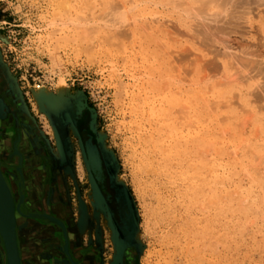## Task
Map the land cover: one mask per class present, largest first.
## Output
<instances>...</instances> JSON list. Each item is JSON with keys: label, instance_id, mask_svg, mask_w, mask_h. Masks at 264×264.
Wrapping results in <instances>:
<instances>
[{"label": "rangeland", "instance_id": "obj_1", "mask_svg": "<svg viewBox=\"0 0 264 264\" xmlns=\"http://www.w3.org/2000/svg\"><path fill=\"white\" fill-rule=\"evenodd\" d=\"M67 1L68 0H0V83H1L0 94L3 91L5 92V94L7 95L8 102H9L8 105L10 106V108L14 106V108L17 110L18 114L20 115L21 120H23L25 123H26V120L31 121L32 128L35 132V135H37L36 140L38 142L36 146L31 143H28L26 140V136H25L26 133L23 131L21 135L22 129L20 125L16 123L17 128H16V133L14 137L12 138L13 140L12 144L13 142H16V140L19 139L18 146L21 152L24 154V160L31 158V156L33 155V147L36 148L35 154L37 155H39L40 153L44 154L45 163L49 166L48 170H50L49 168L52 169L50 171V174L52 177L50 183L52 185L54 184V186L57 185V188H56L57 192L55 193V195L52 193L49 195L50 204L58 205V208L56 210L57 213L55 212L56 214L55 213L53 214L58 217H62L61 214H59L58 212L62 213L64 217L67 218V220L69 221V225L71 226V232L75 234L77 231L78 232L80 231L79 236L81 237L83 241L86 239V235L88 234L90 238L92 239V247L96 245L97 239H99V234L97 233L99 231L97 230L95 232L93 229H89L88 223H90L91 221H96L97 223H99V219L101 216L103 219V222L105 223L104 243H106L108 247H110V241L108 238V229L112 230L113 232L112 237H111L112 242L116 245L118 244L117 247H119L121 254L127 251H130L131 253H133L135 264H264V243H263L264 242V214L261 213V212H264V205H263L264 203H261V202H264L263 200L264 192H262L263 187H264L263 186L264 184V110H263L264 99H261L260 101H258L259 103L257 102L254 103L256 100L252 101L250 99L251 98L250 95H252V98L255 99L256 98L255 92L257 90L256 91L254 90V94H253V91L251 92V89L249 90V88L246 86L245 83L244 84L241 83L242 80L241 82H237V81H240L239 78L238 80L236 79L237 81L235 80L234 76L241 77V74H240L241 71H239L240 68L238 71L236 70L237 71L236 74L232 72V69H231L232 67L227 68L226 72L228 73L230 72L228 74L230 75L229 77L234 75L233 76L234 78L231 77L232 80L231 78H228L230 79L229 81H231V82H228L226 80L227 78L225 79V77H227L226 75L227 73L225 71H222L223 69L221 65V63L226 64L227 58H224L226 56L224 57L220 55H219L220 57L213 56V54L209 52V50L210 51L212 50V52L214 50V55H217L215 51H217L218 49L220 51V54H222V50H223L224 53L222 55H226L227 53L229 54L231 52L233 57L232 56L230 57L229 55H227L230 57V58L228 57V62L229 60L234 62V60L237 58L238 59L240 58L254 59L253 57L254 55L256 56L255 59L258 58L260 56L259 54L264 53V47L263 45H261L262 43L264 44V21H261V22L259 21L261 20L262 16L264 20V14H263L264 8L262 9L263 12L260 10L262 6L258 8L260 11L258 9L257 10L254 9L255 10L254 14L256 15H253L252 13L253 16L252 15H251L252 17L250 16V18H252V21L250 22L251 19H249V22L248 23L246 22L247 25H244L242 23V22H245L244 20H237V21H240L239 24L242 25L240 26L236 24L238 22L234 21L236 22L234 23L232 19H230L231 20L230 22H229V19L227 21V18L225 16L229 15L228 13H231L230 17L234 15V13L231 12L233 10L230 7L231 9L229 10L227 9L229 12L226 11L225 16L221 18L222 20L224 19L223 20L224 22L222 20L218 21L219 22L218 23L219 28H217L218 30L215 28L213 30H210L211 32L209 31L210 33H212L211 34L212 36H211L210 34H202V33L198 35L199 32L197 33V31H202V29L199 30L200 23L199 25H197L200 19L198 18L199 19L198 20L197 18H195L196 16L192 17L193 20L197 19V23L193 24L192 22L193 20L190 17L192 15L194 16V14L191 12L190 14L191 16L187 15L190 11L188 13H185L187 15L185 16L183 14L184 12L180 9L181 7L174 9V7L171 8L172 5L169 3H168L169 5L166 3L165 4L166 7H164L163 4L164 2H166L165 0H147V1L138 0V2H140L141 7L138 5V8L136 7L135 11L134 9H132L131 11L134 13L142 11V7H144L146 3V6H148L149 9L145 6L146 8L144 7L143 10L145 9L144 12L146 13L148 11L150 12L149 14H146V13H145L146 15L144 14L145 17H147V18H144V20H147L150 22V20H152V17L154 18L156 16L158 18L157 20L160 22L159 23L160 25L163 21H165L163 22L164 25L165 23H167L168 26L171 24V27H173L174 29L177 28L179 33L184 32L183 35L185 36H187L188 34L194 35V32H192L193 31L192 29L195 28L194 30L196 31V28H197L196 33L198 36H196V33L194 36L193 35L190 36L194 40V42H192L191 44L195 45L196 50L194 49V46L192 50V47H191L192 45L191 46L189 45L190 42H188V44L186 43V45H185V42H183L184 40L190 41L191 38L190 37L188 38L189 35L187 37L181 36V39H175L173 37V39L176 40L175 42L172 41L173 39L172 37H170L172 40L169 39V41H172L174 44H172V42L171 43L168 42L167 41L168 38H165V37H168V35L174 36L173 28L169 29L168 27L167 30L170 31L173 29L172 30L173 33L172 32H171L172 34L166 33L167 36L163 33L162 35L164 36L162 35L160 36L159 30L162 28H160L159 30L157 28L156 31H158V33L157 32L156 33L158 35L156 38L154 37L153 39H151L150 35L148 37L147 34L145 33H144L145 35L144 34L141 35L143 32H140V31L142 30L141 28L143 27L139 28L138 34H140L142 37H140V35H137V34L136 35L139 36L140 39L142 38L144 40L143 42L144 44L146 43V40L149 41L147 42V44L144 45L142 43L143 40L141 39L142 41L140 42L144 45L143 46L141 44L142 47L146 46L148 49L150 47L152 51L151 53L154 55L155 54L158 55V57L152 58V61H151L150 57L152 56V54L150 53L151 56L150 55L148 56V52L150 51V49L147 51V48L146 47L144 48L146 49L145 51H147V56L149 57L148 58L146 56L147 57L146 58L145 56H142L144 49L141 48V45H139V47L138 45H136L137 43L139 44V41L137 42L134 40L135 43H133V39H132L133 37H135V39L137 38V40H139V38L135 36L134 34H131L130 33L131 31L129 32V29L131 30L130 26L127 27L128 32L127 31L126 32L132 35V36L129 35L132 40L130 39V37L129 38L127 37V39L125 38L126 37L125 34L127 33L124 34L125 37L122 34H119L118 36L122 38L124 37L127 41L129 40L128 43L132 45H129V44L127 45V42L124 38L123 39L121 38V42L122 41L123 43L126 42V44H122V45L119 44L120 41L118 43V40L120 38L115 39L114 37L115 35H112L115 41L112 39V40H109L110 43L106 42L107 41L106 37L108 38L111 35L110 36H105L101 34L92 35L89 32V30L87 33L86 31L82 29L80 30L78 29V33L81 31L79 33L80 34L79 39L82 38L81 40L78 39V36H74L77 33L76 32L77 29L75 30V26L73 25V22L71 21L85 14L86 13L85 11H87L88 13L90 11L93 14H95V16H100V14L102 16L104 13H109V17L111 18L110 13H112L113 10L115 11L116 8L119 7V6L118 7L115 6L116 4L112 5V3L113 4L115 2L120 3V1L114 0L115 2L112 1V3H109L110 0L109 1L104 0V2L109 3V4L106 3L107 4L106 7L109 8L110 10L105 8L106 12L102 11L104 9L103 6H105L104 4L102 5V2H101L103 0H101L100 2H96L92 0L95 4L90 1L95 6L93 7L91 5L93 7L92 10H91L92 7L88 8L87 5H84V6L82 5V4H86L87 0H85V3H84V0H69L68 2ZM160 1L161 2L164 1L162 5H160L161 4ZM124 3L128 5V0L124 1ZM110 4L111 6H114V7L113 8L108 7L110 6ZM66 5L68 6L65 7ZM86 7L87 9L85 10ZM132 7H133V3H132ZM119 8L117 9L118 12L117 11H115V13L113 12L116 15V17L122 11V9H119ZM237 8L233 7V9H237ZM178 10L182 13L180 14ZM237 11H241V9L239 8V10ZM113 13H112V16L114 17L115 15ZM156 13H158L159 15ZM177 14L179 16H182L183 19L186 20V22H184L185 20L183 21V19L180 20L181 17H179ZM238 14L240 13L237 12L236 15ZM256 16L258 17L257 20L260 23L257 22ZM230 17L228 16V18ZM164 19H167V20H164ZM160 20H163V21H160ZM169 20L172 23L169 24ZM178 20L182 21V23ZM96 23H100V21L96 20ZM183 23L185 24V30H184ZM221 23L223 24L226 23V25H224L225 29H223V24L221 25ZM229 23L231 24V26ZM181 24H183V26ZM215 24L217 26V23H212V25L214 26ZM258 24H260L261 26H258ZM177 25H180L183 28L182 27L180 28V26H177ZM233 25L236 28L233 27ZM189 26L191 28L190 33L191 32L192 33L190 34L189 32H187L188 34L186 35L185 34L186 28L187 30H190ZM226 26H228L227 29H226ZM257 27H260L261 29H258ZM220 28L224 32L225 35L221 34L220 32L221 30L219 31ZM122 29L121 31L125 32L126 28L124 27L125 30H122ZM148 29L149 28H146L144 32H147ZM154 29L155 28L149 29V31L151 33L154 31L155 33ZM229 30L230 32L233 31L232 34L230 35L231 37L229 36ZM217 31L220 32L219 33L220 35L218 34ZM243 31H245L246 32L245 34H247L245 35V37L241 36L244 34ZM85 32L86 34H84ZM215 32H217V34L214 35L216 37L212 38L213 33ZM89 33L90 35H88ZM175 35L176 37H178L177 34ZM202 35L203 37L208 35L207 36L208 38L210 35L211 39L209 42H212L213 40L216 39V41L211 44L213 47L215 45V47L217 48H210L211 47L210 46L208 51H207L208 48L204 49L205 50L204 51L202 47L204 48V46H206L208 42L206 41L207 42L206 44L203 41L205 45L202 46V42L201 43L199 42V41H202V38H201ZM221 35L224 37L221 38ZM152 36H155V35H152ZM199 36L201 39L199 38ZM162 37L164 39H167L166 40L167 43ZM182 38H184V40H182ZM198 38L200 39L198 41L201 44L200 46H199V43L198 44L195 43V40H198ZM223 38L225 39L223 40ZM108 39H111V38H108ZM102 40H105L104 42L108 44L106 45V43H104ZM217 40H220V41H217ZM222 40L224 42H226L227 40H230V41L232 40L231 43H233L234 45L229 46V48L231 49V50L229 49L230 52H228V50L226 52L224 48L221 49L222 47L226 45L225 43H222L223 45L225 44L224 46H222V44L220 45ZM230 41L228 42L229 44H230ZM216 42L219 43L218 45H220V47L217 45ZM238 42L240 44H238ZM168 43L171 44V46L169 45L171 48L167 45ZM196 44L197 46L201 48L198 47L197 49ZM232 46L236 47L237 49L236 48L232 49L233 48ZM259 46H262V47L259 48ZM225 48L227 49L228 47H225ZM250 48L254 50V52H256L252 54L253 56H251L252 50ZM134 49H137V51L138 50L142 51V53H139V54H142L141 58L143 57L144 60L143 58L142 59L140 58V55L137 53V51L135 52ZM184 49L187 51H185ZM238 50L240 51L238 52ZM244 50L247 51L246 55H244V53L246 52V51L244 52ZM219 51L217 52L219 53ZM168 52H171V53H169L168 55L167 54ZM194 53L195 54L199 53L198 55H200L199 56L200 60L197 57L198 55L197 54L194 55ZM203 53H207V54L203 55ZM233 53L234 54L238 53V54L234 55ZM239 54L240 55L243 54V55L240 56ZM247 54L248 55L250 54L249 57H247L248 56ZM256 54H258V57ZM144 55L146 54L144 53ZM237 55L239 56L237 57ZM262 56L263 58H261L260 56L261 58V59L259 58L260 60L264 59V54ZM213 57H216L217 60ZM147 59H149V61H147ZM155 59L157 61L153 62ZM169 59L171 60L170 63H169L170 61ZM172 61L173 62L175 61L174 64H171L173 63ZM231 61L229 63H233ZM262 62L264 61L262 60ZM149 65H151L150 68L148 67ZM173 65L174 66L177 65L178 67L177 66L174 67ZM213 66L215 67V69L216 68L218 69L214 71ZM229 66H232V65H229ZM147 68L150 70V72L147 70ZM177 68H179L180 70L178 71ZM220 70L224 72L225 77L221 76L222 72ZM215 72L216 74L217 73L219 74V77H218V74L217 75L215 74ZM201 73L203 76L201 75ZM213 74H215L216 77H214L215 75ZM193 77L196 78V80L200 79V81L199 80L196 81ZM207 77L208 79L209 77H212V78H210L209 79L210 81H209L208 79H205ZM213 77L215 78V81H213L214 80ZM223 77L225 80H220ZM204 79L210 83V86L208 82L204 81ZM60 80L64 82L63 83L64 85L62 89L63 91L62 95L58 97L57 87H58V82ZM193 80H195L197 85L198 84L199 85L197 86L195 82H192ZM202 80L205 83L204 82L202 83ZM146 81H149V82H146ZM173 81L176 82V83L174 82L175 87H176L177 82L178 84H180L178 87L181 90H178V92L177 90L174 92V89H176L177 87L176 88L173 87L174 86V83H172ZM153 82L154 84H156V88L153 87L155 86L153 85L152 89H156L159 91L157 92L155 90L156 91L155 93H157L156 96L153 95L155 94L154 90L152 91L150 89L149 92L147 91L148 88H151L150 86L151 84H153ZM213 82L214 83L216 82V84L218 82L219 84L216 85ZM226 82H228V84H226ZM141 83H143L142 84L143 86L145 85V83H147L146 87L145 86L144 88L141 87L142 86L140 85ZM170 83H172L173 86L169 85ZM182 83L183 85H181ZM192 83H195V84H192ZM220 83H223V84H220ZM252 83L253 82H251V84ZM167 84L169 86H167ZM200 84L204 86L200 87ZM242 84L244 85V87ZM194 85H196L197 88ZM168 87H170V89ZM171 87L173 91L171 90ZM208 87H211L210 90L212 94L211 95L207 94V96L206 95L203 96L204 94L203 91L205 89L207 90ZM223 87H226V89ZM215 88H217L218 90H220V88L221 89L223 88L221 90L224 92L223 95L222 96L218 95V93L214 91ZM42 89L51 97L54 98L55 96H57L59 98L58 100L53 99L55 101L53 103L54 107L52 106L49 108L47 105H43L44 106L43 107L38 103L36 99V92L38 93ZM190 89L191 91H189ZM145 90L147 91V93ZM168 90L169 91L171 90L173 92V96L168 94L169 93ZM151 91H152L153 96L150 95ZM183 91L185 94L183 93ZM198 91L201 93H199ZM232 91L238 93V94L234 93V95L235 94L237 95V98H236L237 102L234 99L236 103L233 104V102H231L230 105H227L228 101L232 100L233 98L232 97L230 99V97L233 95ZM245 91L246 92L249 91V93L247 92L246 94ZM192 92L194 94L195 93L199 95L202 94L203 97L206 96V105L202 104L203 106L202 105L199 106L200 103L204 101L203 100L200 101L199 99L195 98L196 97L195 95H193L192 98L196 103H199V104H196L195 102L192 103L193 100L190 97L193 94ZM208 92L210 93L209 90ZM240 92H243L242 96L245 95V97H247L248 100L252 101L249 104V106L248 105L245 106L244 110H241L243 106L240 107L237 104L239 103V104L245 105L242 102V100L238 98L240 96ZM146 94H147L146 97L148 98H142V97H145ZM166 94H168L169 97ZM186 94H188V97L186 96ZM176 96L182 99H184L185 97H187V99L188 98L189 99L191 98V99L190 100L188 99L189 102L187 103V99H184V101L180 99L181 101H179V99ZM215 96H218V97H216L217 100L216 99L214 100L219 101L220 104L221 102L224 103V100L226 102V105L224 103V104H221L222 107L219 106V109L223 108V110L220 109L223 111L222 113L220 111L219 113L218 109L214 110L215 104L212 105L214 108L211 106L212 104L211 97L215 98ZM227 96H230L228 100H227ZM158 97H161V98H158ZM222 97L223 99H220ZM139 98L142 99L143 102L145 101L146 102L143 104V102L139 101L140 100ZM156 98L159 99L160 101L162 99L161 103ZM173 98L175 100H178L181 103L183 101L184 103L177 105L178 101H175ZM210 98H211L210 106H207V103L209 104L210 102ZM132 99H134V101ZM167 99L169 100V103L166 102L168 101ZM170 100H173V101L171 102ZM174 101L177 103L176 107H175V104H171V103H175ZM137 102L141 103L140 105L143 104L142 106L144 107L138 104L135 105V103ZM55 103L57 106H55ZM146 103H150L151 105L155 103L154 106L155 105L156 106L153 107V105L150 106L148 104V107H149L148 108L146 106L147 105ZM156 103H159L160 106L159 104H156ZM162 103L164 106L162 105ZM167 103L169 104L170 107L167 105ZM192 104H194L195 106L194 105L192 106ZM236 104L238 106H236ZM138 106L139 108L141 107V110H142L141 112L144 111L143 115L147 116L149 113H151L147 117L149 121L150 120L152 121V123L151 121L149 122L148 120H146L147 117L146 118H144L145 116L142 117V114L141 116H138V113L139 114L141 113V112H137V110L140 111V109H138ZM157 106L159 107L158 108L159 111L156 109ZM166 106L167 108H165L166 109L165 110L164 107ZM136 107H137V110L135 112L134 109H136ZM152 108H155V109H152ZM168 108H170V110H168ZM199 108H201L200 109L201 113L199 110H196ZM45 109L47 110L45 111ZM9 111L10 110H8V112ZM153 111L155 113H153ZM192 111L196 114L194 115ZM204 112L205 114L208 112V114L205 115ZM209 112H211L212 114ZM202 113H203V116H202ZM164 114H168V116ZM199 114H201V116ZM213 114L216 115L215 118L214 117L212 118ZM217 114L218 116H220L221 114L222 115L226 114L228 116H231L232 114V117L231 118L227 116L224 117L225 115L223 117L222 116L218 117ZM193 115L194 117L196 116L197 119H195L196 117L194 118ZM199 116H200V120L198 119ZM207 116L210 117V119ZM137 117H139V120L137 119L136 121L135 119ZM161 117H163V119L166 118L167 120L166 119H164L165 121L162 119L160 120L159 118ZM205 117H207V119L209 120H211V118L214 120L212 122L210 121L208 122L203 119ZM140 119L141 120L144 119L143 121L145 122L143 121L141 122ZM134 120L138 124H136ZM159 120L162 122L159 123ZM170 120L172 123L174 122L175 125L170 123ZM195 120H196V123H195ZM202 120H204V122ZM146 121L147 123L148 122L149 123L147 124ZM199 121L200 123L202 121V124L204 125H212L210 126L209 129H207V131H209L211 134H209V132L207 131H204L203 134H205L206 137L209 135L213 136V138L207 137L206 139L205 138L199 139L192 135V134L195 135V132L197 131V127L200 124L198 123ZM140 122L143 123L142 126L141 124H139ZM206 122L207 124H205ZM218 122L220 123L218 124ZM157 123L160 125L159 126L160 128L157 127L158 126ZM167 123H169L170 125L169 124L167 125ZM164 124L167 126L166 129L168 130L165 129ZM193 124H195L196 127L193 126ZM161 125L164 126V129L166 131L163 129ZM134 126L135 127L137 126L136 128L137 131L134 128ZM216 126H217V129L215 130ZM255 126L256 128H258L257 130ZM145 128H148V129H145ZM149 128L151 131H155V132L157 131L155 128L159 130L161 129L163 130V132H165V137L167 136V134L168 136L165 138L163 137L164 133L161 130L160 131L158 130L159 132L155 133V132H151ZM148 130L152 133V135H154V136L151 135L152 139L150 138L151 136L150 137L144 136L150 133ZM142 131L143 133H145L144 135L141 134ZM145 131H147V134ZM167 131H170V132L166 133ZM254 132L256 133V135ZM136 133H138V135L140 134L139 135L140 138ZM187 134H190V137ZM159 135L160 137H158ZM137 136L139 139H136ZM169 136L170 138H168ZM191 136H193L194 140L192 139ZM88 137H91L92 143L98 147L100 155H101V159H102V165L104 166L103 167L104 180L101 184H97V185L105 201V204L107 207V210H106L107 214L103 213L102 211L97 212V209L94 206L90 205L89 198L92 192V184L90 182L89 174H88V171H87L84 159H83V152H82V146H84V141ZM161 137H163L165 141H163ZM226 137L228 140L226 139ZM142 138L144 139L140 140ZM159 138H161L160 141H158ZM214 138L217 140H213ZM156 139H158L157 140L158 143L160 142L162 143L156 144V141H155ZM211 139H212V142L209 141ZM182 140H184V142ZM138 141L141 143H139ZM143 141L147 142L148 144L147 143L145 144V142L142 143ZM150 141L153 147L154 146L157 147L156 145H158V148H155V147L154 149L151 148L152 145ZM180 141L183 142L182 145ZM135 142H136V146L134 145ZM153 142L155 143V145L153 144ZM230 142H233V143L230 144ZM205 143L206 145H204ZM139 144H141V146ZM224 144L225 145L227 144V145L225 146ZM40 145H42V149ZM175 145L177 147H183V150L182 148H180L179 149L180 153H179L178 149L177 150L175 149L176 148ZM149 146H151L150 148L153 149L152 153H150L151 149L149 148ZM162 147L164 148L168 147L167 152L164 148L161 149ZM222 147H224L223 151H222ZM142 148H144V151ZM172 148L174 152L175 151L177 152L175 153L176 155L174 154V152L172 153ZM29 149L31 151H29ZM154 150H156L155 153H153ZM193 150H194V153H193ZM169 151H171V153ZM209 151L211 154L209 153ZM163 152L166 154H164ZM61 153L63 154L61 155ZM135 153H137V155ZM158 153L160 154V157H158L159 156ZM205 153L207 157L204 156ZM149 154H151V156ZM233 154L235 155L233 156ZM251 154H252V157H251ZM167 155H170V157ZM195 155H196V158L194 157ZM10 156L14 157L17 162V158L15 156H12V152ZM62 156H64L63 160H61ZM202 156L207 158V160L206 159L204 160ZM216 156L217 158H215ZM151 157H152V160H149L151 159ZM197 158H198V162H197ZM200 158H201V161L204 160L203 161L204 163L203 162L201 163V161L199 160ZM214 158L219 160L225 165L227 164L226 166L230 167L229 169L227 168L228 173H226L227 175L226 174L224 175L225 177H222L223 175H220L218 177L221 181L220 183L217 182L219 180L218 178H217L218 180L217 179L215 180V177L217 176L216 173H219V172H216L213 169V167H211V165L213 166L214 164V160H215ZM191 159L194 161L192 162ZM261 161L263 164L261 163ZM230 162L232 163V165L234 164V166H232ZM51 165L53 168L51 167ZM31 166L33 167V164H29V166L27 165V168ZM162 166L164 167V169ZM260 166H261V169H260ZM234 167L236 169H234ZM173 169H176V170L174 171ZM231 169L232 171H230ZM257 169L260 171L258 172ZM160 170H161V173H160ZM213 170L215 171V173ZM44 171L46 173L47 168H45ZM173 171L175 172V174ZM192 171H193V174H192ZM248 172H249V175L247 174ZM203 173L205 175H203ZM7 175L9 177L7 178L10 180V173L7 172ZM27 175L29 176L31 175V173L30 174L27 173ZM195 175L198 176L197 180L194 177ZM164 176L166 177L165 179H164ZM247 176H249V178ZM177 177H180V179ZM210 177L213 180L209 179ZM227 177L228 179H225ZM240 177H242L241 179H243V182H241ZM253 177L255 178L256 182H253L254 181ZM3 178L7 184L8 181L6 179V175H4ZM189 178L191 179L189 180ZM207 179H208V182H206ZM185 180L187 181V183H185L186 182ZM194 180H195V183L193 182ZM58 181L59 182L61 181L64 192H61L60 189L58 188V184H57ZM202 181L203 182L205 181V184ZM213 181H215L214 184H213ZM104 182L107 185V189L114 196L115 204L119 207L120 215L123 216V223L126 224L128 228L130 229V237H129L128 242H125L119 239L118 234L115 232L113 211L110 209V206L107 203L106 198L102 192ZM211 183H212L211 186L213 188V193H211L212 192L211 189L209 190V188H211L209 184ZM186 184L188 186H186ZM198 184H201V185H198ZM190 185L192 187H190ZM195 185H198V191H196V193L194 191L196 190L194 189ZM7 186L13 198V194L10 189L9 183L7 184ZM260 186L262 187V189L260 188L261 190L259 189ZM152 187L154 188V190L152 189ZM205 187H209L207 188L208 190H206ZM253 187H255V189ZM220 188H223L221 189L223 193L219 191ZM252 196H254V198ZM241 198L244 201H246L244 202V204ZM251 198H253V200ZM27 199L28 200H27L26 210L29 211L31 204L39 202L40 193L30 194L28 195ZM251 200L252 202H250ZM241 204H243V206ZM256 206H257V209L255 208ZM81 207L86 210V212H84L83 214L84 217H82V213L80 211ZM219 207H221L223 210H219L220 209ZM226 207H228L229 210H226ZM250 207H252L251 209L252 211H250ZM246 208L248 209L244 210ZM244 211L245 213H243ZM24 212L27 215H30V217L28 218L32 220V224L31 223L26 224V226H24V224L20 225L17 220L18 217L15 218V220L17 221L16 226L18 228V231L21 230L18 233V236L22 242L21 244H23V247L26 246V249H24V251H21L22 255H24V264H68L67 259L65 257V254L68 257V251L66 252L63 249L64 236H63V233H60L61 232L60 227L53 224V222H49L43 217L37 215L40 213L35 214V213L26 212V211ZM41 212L51 213L48 210L41 211ZM228 212H231V216L230 214H228ZM233 213H235L234 214L235 217ZM33 214H34V217L31 216ZM81 218H83L82 220H84L83 222H81V224L83 225L79 224ZM219 218L221 219V221ZM198 220L200 221L197 223ZM233 220L235 222H233ZM224 225L227 228H224L225 227ZM22 226L24 228H22ZM212 226L213 227L215 226L216 229L214 230L215 227L213 228ZM205 228L207 230H205ZM194 231L196 234L194 233ZM27 237H29V239ZM26 238L28 240L27 243L25 240ZM100 239H101V235H100ZM26 244H30V247L28 248ZM107 253H109L108 249H107ZM211 255L213 256L211 257ZM197 256L199 258H197ZM201 258L202 260H199Z\"/></svg>", "mask_w": 264, "mask_h": 264}, {"label": "bare ground", "instance_id": "obj_2", "mask_svg": "<svg viewBox=\"0 0 264 264\" xmlns=\"http://www.w3.org/2000/svg\"><path fill=\"white\" fill-rule=\"evenodd\" d=\"M69 1V0H68ZM67 1V2H68ZM93 2V1H96V2H100L101 0H87V3L86 4H82L83 6L84 5H87V7L89 8H91L92 6L93 7H95L94 6V4H92L91 2ZM107 1H109V0H107ZM112 1L113 2H115V1H120V3H112ZM110 0L109 1V3H112V5H115V6H119L118 8L119 9H122V11L120 12V10H119V12H120V14L116 17V15L114 14L115 13V11H117V9L118 8H116V10L114 11L113 9V11H112V13L115 15L114 17L112 16V13H110L111 15V18L109 17V13H102L103 15L101 16V14H100V16H95V14H93L92 12H90L89 11V13L87 12V11H85L86 13L85 14H83L82 16H79V17H75L76 19H74L73 21H71V22H73V25L75 26V30H76V32L78 33V29L80 30V29H82V30H84V31H86L87 33H88V30H89V32L93 35V34H101V35H105V36H110V37H108V38H111V39H108L107 37H106V42H109V40H112L113 39V36L112 35H115L114 37H115V39L116 38H120L119 40H118V43H119V41H120V43L119 44H126V42H127V45L129 44L128 43V41L126 40L127 39V37L129 38L130 36L129 35H131V34H134L135 36H137V35H140V34H138V31H139V28H141V27H143V28H141L140 30V32H143L141 35H143L144 33L145 34H147V36L149 37V35L151 36V39H153L154 37L156 38L157 37V33H158V31H156L157 30V28H158V30L160 29V28H162V29H160L159 30V33H160V36L162 35V33L163 34H165L166 36H167V34H172L173 32H174V36H171V35H168V37H165V38H168V40L167 39H164L163 37V39L165 40V42L167 43V41L168 42H172V41H176L175 39H181V36L182 37H187L189 34L187 33V32H189L190 33V31H191V28H190V26H189V28H190V30H187V28H186V35L187 36H185V35H183L184 34V32L183 33H179L178 32V29L177 28H173V27H171V24L170 23H172V22H170V20H169V26H168V24L167 23H165V25H164V23L163 22H165V21H163V20H160V21H163L162 23H161V25L159 24L160 22L157 20L158 18L155 16L154 18L152 17V15H151V17H152V20H150V22L149 21H147V20H144V18H147V17H145V15L146 14H149V12L150 11H148L147 13L146 12H144V10H143V8L146 6V3H145V6L144 7H142V11H140V12H137V13H134V12H132L131 10L132 9H134V11H135V8L137 7L138 8V5L140 6V2H138V0H128V5L127 4H125L124 3V1H126V0ZM123 1V2H122ZM130 1V2H129ZM140 1V0H139ZM144 1H147V0H144ZM166 2H164V7H166L165 6V4L167 3H169V4H171L172 6H171V8H173L174 7V9L175 8H179V7H181L180 9L184 12L183 14L185 15V16H191L190 14H191V12L194 14V16L192 15L190 18L192 19V17H195V18H199L200 19V21H198V24L197 25H199V23H200V26H199V30L200 29H202V31H197V28H196V31H197V33L199 32V34L198 35H200V33H202V34H212V33H210L211 31L210 30H213V29H217V28H219V26H218V21H221L222 19V17H224L225 16V14H226V11H228L229 9H231L232 8V10L234 11V10H236V11H231L232 13H234V15H232V17H230L231 16V13H228L229 15H227V16H225L226 18H227V21H228V19H229V22L231 21L230 19H232V21L234 22V21H236V22H238V23H236V22H234V23H236L237 25H240L239 23H240V21H237V20H244L245 22H242L244 25H247V23L249 22V19H251L250 20V22L252 21V18H250V16L252 15V13H253V15H256V14H254L255 13V10L254 9H258L259 7H261L260 8V10L263 12V8H264V0H165ZM168 1V2H167ZM66 2V1H65ZM83 2V1H82ZM91 4H90V3ZM102 2V5L104 4L105 6H103V10L102 11H104V12H106L105 11V8L106 9H109V8H107L106 6H107V4H109L108 2H104V0L103 1H101ZM161 2V1H160ZM160 2H158V3H160ZM163 2H161V4L160 5H162V3ZM84 3H85V0H84ZM107 3V4H106ZM130 3V4H129ZM132 3H133V7H132ZM142 3V2H141ZM144 3V2H143ZM149 3V2H148ZM147 3V4H148ZM157 3V4H158ZM89 4H90V6H89ZM99 4H101V3H99ZM120 4V5H119ZM168 4V5H169ZM92 5V6H91ZM98 5V4H97ZM96 5V6H97ZM130 5V6H129ZM159 5V4H158ZM68 5H66L65 7H67ZM65 7H63V8H65ZM87 7L85 8V10L87 9ZM93 7L91 8V10L93 9ZM108 7H114V6H111V4H110V6H108ZM129 7V8H128ZM141 7V6H140ZM139 7V8H140ZM147 8H148V6H146ZM145 7V8H146ZM231 7V8H230ZM233 7L234 8H237V7H239L240 9H241V11H237V10H239V8H237V9H233ZM162 8V7H161ZM68 9H69V7H68ZM115 9V8H114ZM149 9V8H148ZM179 9V10H180ZM185 9V10H184ZM214 9V10H213ZM228 9V10H227ZM110 10V9H109ZM178 10V11H179ZM180 10V11H181ZM186 10H187V12H186ZM259 10V9H258ZM259 10V11H260ZM102 11H100V12H102ZM108 11V10H107ZM129 11V12H128ZM131 11V12H130ZM177 11V12H178ZM179 11V13L181 14L182 12H180ZM190 11V12H189ZM84 12V11H83ZM94 12V11H93ZM110 12V11H109ZM118 12V11H117ZM171 12V11H170ZM176 12V11H175ZM189 12V13H188ZM238 12V13H240V14H238V15H236V13ZM257 12V11H256ZM95 13V12H94ZM131 13H133V14H131ZM146 13V14H145ZM185 13H188L187 15L185 14ZM258 13H260V12H258ZM257 13V14H258ZM129 14H130V16H129ZM145 14V15H144ZM156 14H158V13H156ZM170 14V13H169ZM224 14V15H223ZM264 14V13H263ZM97 15H99V14H97ZM159 15V14H158ZM178 15V14H177ZM183 15V16H184ZM236 15V16H235ZM252 15V16H253ZM260 15V14H259ZM171 16H172V14H171ZM179 16V15H178ZM221 16V17H220ZM228 16L230 17V18H228ZM251 16V17H252ZM258 16V15H257ZM256 16V20H257V18L259 17H257ZM262 16V15H261ZM109 17V18H108ZM113 17V18H112ZM179 17H181V19L180 20H182L183 19V17L182 16H179ZM234 17V18H233ZM156 18V19H155ZM171 18H173V17H171ZM188 18V17H187ZM194 18V19H195ZM254 18H255V16H254ZM253 18V19H254ZM170 19V18H169ZM197 19H195V20H191L192 22H193V24H195V23H197ZM198 19V20H199ZM234 19V20H233ZM260 19V18H259ZM72 20V19H71ZM96 20H99L100 21V23H96ZM130 20V21H129ZM164 20H167V19H164ZM180 20H178V21H180ZM185 19H183V21H184ZM224 20V19H223ZM222 20V21H223ZM248 20V21H247ZM145 21V22H144ZM172 21V20H171ZM260 22L261 21H264L263 20V16H262V18H261V20H259ZM155 22V23H154ZM158 22V23H157ZM166 22H168V21H166ZM174 22V21H173ZM177 22V21H176ZM181 23H182V21H180ZM184 22H186V20L184 21ZM189 22V21H188ZM224 22V21H223ZM247 22V23H246ZM254 22V21H253ZM252 22V23H253ZM257 22H258V20H257ZM260 22H258V23H260ZM152 23H154V24H152ZM212 23H217V26H216V24H215V26L214 25H212ZM232 23V22H231ZM246 23V24H245ZM72 24V23H71ZM157 24V25H156ZM178 24H179V22H178ZM184 24V23H183ZM183 24H181L182 26H183ZM187 24V23H186ZM223 23H221V25H222ZM228 24V23H227ZM230 24V23H229ZM235 24V25H236ZM250 24V23H249ZM123 25V26H122ZM163 25V26H162ZM188 25V24H187ZM192 25V24H191ZM220 25V26H221ZM224 25H226V23L225 24H223V29H225L224 28ZM261 25H262V23H261ZM260 24H258V26H261ZM122 26V27H121ZM131 27V30L129 29V32L131 33H127L128 31H127V27ZM173 26V25H172ZM176 26V25H175ZM177 26H180V25H177ZM182 26H180V28L182 27ZM229 26V25H228ZM228 26H226V29H227V27ZM230 26H231V24H230ZM240 26H242V25H240ZM253 26V25H252ZM124 27L126 28V30L124 29ZM164 27V28H163ZM168 27H169V29L170 28H173L172 30H173V32H172V30H167L168 29ZM198 27V26H197ZM201 27V28H200ZM233 27H235L234 25H233ZM237 27H239V26H237ZM248 27V26H247ZM247 27H246V29H247ZM250 27V26H249ZM74 28V27H73ZM118 28H119V30H118ZM123 28V29H122ZM146 28H149V29H153V28H155L154 30H155V33H154V31L151 33L150 31H149V29L147 30V32H144V30L146 29ZM183 28V27H182ZM236 28V27H235ZM244 28V27H243ZM253 28V27H252ZM258 29H261L260 27H257ZM121 29L122 30H125V32L124 31H121ZM195 28H193L192 30V32H194V35H195V33H196V31L194 30ZM239 29V28H238ZM257 29V30H258ZM73 30V29H72ZM162 30V31H161ZM184 30H185V24H184ZM218 30V29H217ZM221 30V28L219 29V31ZM242 30V29H241ZM248 30H249V28H248ZM127 31V32H126ZM152 31V30H151ZM161 31V32H160ZM164 31H166V32H164ZM175 31H176V33H175ZM210 31V32H209ZM216 31V30H215ZM219 31H217L218 32V34L221 32V34L223 35L224 34V32L221 30L220 32ZM226 31V30H225ZM239 31V30H238ZM237 31V32H238ZM246 31V30H245ZM245 31H243L244 32V34L243 35H241V36H244L245 37V35H247V34H245L246 32ZM81 32V31H80ZM79 32V33H80ZM86 32L84 33V34H86ZM157 32V33H156ZM172 32V33H171ZM191 32V33H192ZM217 32H215V33H213V37L212 38H215L216 36H214V35H216L217 34ZM227 32V31H226ZM233 32V31H232ZM232 32H230V30H229V36L232 34ZM242 32V33H243ZM248 32H250V31H248ZM254 32V31H253ZM256 32V31H255ZM73 34L74 36H78V39H79V36H80V34L78 35V34ZM90 33L88 34V35H90ZM125 33H127V34H125ZM154 33V34H153ZM167 33V34H166ZM190 33V34H191ZM197 33H196V36H198L197 35ZM228 33V32H227ZM227 33H226V35H227ZM119 34H122L123 36H124V34H125V40H126V42L125 43H123V41L121 42V38L122 37H119L118 35ZM137 34V35H136ZM144 34V35H145ZM175 34H177L178 35V37H176V35ZM180 34H182V35H180ZM249 34V33H248ZM117 35V36H116ZM121 35V36H122ZM128 35V36H127ZM140 35V37H142ZM152 35H155V36H152ZM180 35V36H179ZM193 35V34H192ZM192 35H189L188 36V38L190 37V36H192ZM193 35V36H194ZM210 35H209V38L207 37V36H204L203 37V35L201 36V38H202V41H199L201 38H200V36H199V38H198V40H195V43H201L202 42V46L203 45H205V43L207 44V42H208V46L206 45V46H204V48L202 47V49L204 50V49H207V51L209 50V47L210 48H217V47H215V45H214V47L212 46V44L211 43H214L215 41H216V39L215 40H213L212 42H209L210 41V39H211V37H210ZM220 35V34H219ZM221 35V38L222 37H224V36H222ZM225 35V34H224ZM84 36V35H83ZM104 36V37H105ZM132 36V35H131ZM162 36H164V35H162ZM212 36V35H211ZM86 37V36H85ZM138 38H139V36H137ZM146 37V36H145ZM170 37H172V39H173V37L175 38V39H171ZM206 37V38H205ZM219 37V36H218ZM231 37V36H230ZM229 37V38H230ZM248 37V36H247ZM250 37V36H249ZM84 38V37H83ZM99 38V37H98ZM122 38V39H123ZM147 38V37H146ZM146 38H144V39H146ZM191 38V37H190ZM209 40H208V39ZM260 38V37H259ZM82 39V38H81ZM81 39H79V40H81ZM93 39V38H92ZM105 39V38H104ZM130 39H131V37H130ZM133 39V43H135V41H139V44L137 43L136 45H138V47H139V45H141L143 42H144V40L142 41L140 38H139V40H137V38L135 39V37H133L132 38ZM131 39V40H132ZM148 39V38H147ZM150 39V38H149ZM169 39L170 40H172V41H169ZM225 38H223V40H224ZM114 40V39H113ZM124 40V41H125ZM135 40V41H134ZM167 40V41H166ZM182 40H184V38H182ZM193 39L191 38L190 39V41H187V40H184L183 42H185V45H186V43L188 44V42H190V46L192 45L191 43L192 42H194V40L192 41ZM222 40V42L220 43V45L222 44V43H225L224 45L222 44V46H224V47H222L221 49H225V51L227 52V50H228V52H230V48H229V46L230 45H234L233 43H231V41L230 40H225L227 43L230 41V44L228 45L226 42H224ZM103 42L105 41V40H102ZM115 41V40H114ZM140 41H142V43L140 42ZM187 41V42H186ZM199 41V42H198ZM205 43H204V42ZM207 41V42H206ZM217 41H220V40H217ZM261 41V40H260ZM263 41V40H262ZM106 42H104V43H106ZM147 42H149V41H147L146 40V43L145 44H147ZM151 42V41H150ZM158 42V41H157ZM110 43V42H109ZM182 43V42H181ZM199 43V46L201 45ZM217 43V42H216ZM237 43V42H236ZM108 43H106V45H107ZM144 44V43H143ZM142 44V45H143ZM144 44V45H145ZM150 44V43H149ZM148 44V45H149ZM160 44V43H159ZM172 44H174L173 42H172ZM175 44H177V43H175ZM197 44H196V46H197ZM211 44V45H210ZM219 43H217V45H218ZM238 44H240L239 42H238ZM110 45V44H109ZM129 45H132V44H129ZM134 45V44H133ZM142 45H141V48L142 49H144L145 47H142ZM143 45V46H144ZM147 45V46H148ZM161 45V44H160ZM168 46L170 45L171 46V44H167ZM216 45V46H217ZM220 45H218L219 47H220ZM261 45H263V47H264V44L262 43ZM126 46V45H125ZM150 46V45H149ZM164 46H165V44H164ZM164 46H162V47H164ZM169 46V47H170ZM174 46V45H173ZM189 46V47H190ZM193 46H194V49L196 50V48H195V45L193 44L191 47H192V50H193ZM199 46H197V49H198V47ZM132 47V46H131ZM137 47V46H136ZM161 47V46H160ZM190 47V48H191ZM206 47V48H205ZM225 47H228L227 49L225 48ZM233 48L232 49H234V48H236V47H234V46H232ZM239 47V46H238ZM260 47H262V46H259V48ZM133 48H134V46H133ZM140 48V49H141ZM147 48V47H146ZM157 48V47H156ZM159 48V47H158ZM171 48V47H170ZM169 48V49H170ZM199 48H201V47H199ZM141 49V50H142ZM149 49H150V47H149ZM148 48H147V51L149 50ZM168 49V50H169ZM230 49V50H229ZM237 49V48H236ZM248 49V48H247ZM246 49V50H247ZM251 49V48H250ZM255 49V48H254ZM257 49V48H256ZM135 50V52L137 51V49H134ZM133 50V51H134ZM146 49H144L143 51V55L142 54H139V53H142V51H137V53L140 55V58H141V55L142 56H147V51H145ZM160 50V49H159ZM185 50V49H184ZM246 50H244V52L246 51ZM252 50V49H251ZM185 51H187V50H185ZM202 51V50H201ZM205 51V50H204ZM206 51V52H207ZM217 51H219V49L217 50ZM217 51H215L216 52V54L217 55H214V50H213V52H212V50L210 51L209 50V52L210 53H212L213 54V56H218V57H220V56H226V57H224V58H227L226 59V64L228 65H226V64H223V63H221V65H222V71H225L226 72V70H227V68L228 67H232L231 69H232V72L233 73H235L236 74V72L239 70V68H240V70L239 71H241V77H236V76H234V75H232L231 77H235V80L237 79L238 80V78H239V80L240 81H237V82H241V80H242V82L241 83H245L246 84V86L249 88V90L251 89V92L253 91V94H254V90L256 91L255 92V99L254 98H252V95H250V99L252 100V101H255L254 103H259L258 101H260L261 99H264V62H262V60L264 61V59H262V60H260L261 58H263V54H259L260 56H261V58H260V56L258 57V54H256L257 55V57L258 58H256L255 59V55L253 56L252 54H254V53H256V52H254V50H252V53H251V56H253L254 57V59H248V58H240V59H235L234 60V62L233 61H231V60H229V62L231 61V62H233V63H229L228 62V57L230 56H232V53L230 54H226V55H222L224 52H223V50H222V54H220V51H219V53L217 52ZM232 51H234V50H232ZM236 51V50H235ZM240 50H238V52H239ZM243 51V50H242ZM248 51V50H247ZM247 51L244 53V55H246V53H247ZM152 51H151V49H150V51L148 52V56L150 55V53H151ZM192 52V51H191ZM237 52V51H236ZM260 52V51H259ZM136 53V54H137ZM144 53L146 54V55H144ZM169 53H171V52H168L167 54L169 55ZM182 53V52H181ZM186 53V52H185ZM208 53V52H207ZM207 53H203V55L204 54H207ZM243 53V52H242ZM258 53V52H257ZM135 54V53H134ZM137 54V55H138ZM152 54V53H151ZM197 55L199 54V53H196ZM195 53H194V55H196ZM234 54V53H233ZM235 54H238V53H235ZM234 54V55H235ZM130 55V54H129ZM164 55V54H163ZM162 55V56H163ZM183 55V54H182ZM220 55V56H219ZM227 55H229V56H227ZM240 55V54H239ZM239 55H237V57L239 56ZM241 55H243V54H241ZM240 55V56H241ZM248 55V54H247ZM250 55V54H249ZM249 55L247 56V57H249ZM147 56V57H148ZM151 56V55H150ZM154 56V57H153ZM199 56L200 55H198L197 57H198V59L200 60V58H199ZM136 57V56H135ZM139 57V56H138ZM146 57V58H147ZM155 57H158V55H154V54H152V56L150 57L151 59V61H152V58H155ZM179 57V56H178ZM208 57V56H207ZM222 57V58H223ZM229 57V58H230ZM233 57V56H232ZM252 57V58H253ZM143 58V57H142ZM141 58V59H142ZM149 58V57H148ZM162 58V57H161ZM213 58H215L216 60H217V58L216 57H213ZM260 58V59H259ZM157 59V58H156ZM154 60L153 62H155V61H157V60ZM143 60H144V58H143ZM168 60V59H167ZM170 60V59H169ZM147 61H149V59H147ZM146 61V62H147ZM151 61H150V63H151ZM178 61V60H177ZM176 61V62H177ZM191 61V60H190ZM153 62H152V64H153ZM168 62V61H167ZM171 62V60L169 61V63ZM173 62V61H172ZM175 62V61H174ZM174 62L173 63H171V64H174ZM199 62V61H198ZM178 63V62H177ZM189 63H191V62H189ZM188 63V64H189ZM193 63V62H192ZM207 63V62H206ZM161 64V63H160ZM179 64H180V62H179ZM178 64V65H179ZM168 65V64H167ZM218 65V64H217ZM220 65V66H221ZM229 65H232V66H229ZM154 66V65H153ZM158 66H159V64H158ZM174 66V65H173ZM177 65H175L174 67H176ZM203 66V65H202ZM202 66H200V67H202ZM211 66V65H210ZM233 66H234V68H233ZM149 68L151 67V65H149L148 66ZM178 67V66H177ZM191 67V66H190ZM205 67V66H204ZM214 67V66H213ZM219 67V66H218ZM220 68V67H219ZM229 68V69H230ZM152 69V68H151ZM162 69V68H161ZM192 69V68H191ZM212 69V68H211ZM216 69H218V68H216ZM216 69H215V67H214V71H216ZM235 69V70H234ZM147 70L150 72V70L147 68ZM157 70V69H156ZM164 70H166V69H164ZM175 70V69H174ZM177 70L179 71L180 69L179 68H177ZM220 70V71H221ZM237 70V71H236ZM176 71V70H175ZM221 71V72H222ZM255 71V72H254ZM146 72V71H145ZM159 72V71H158ZM165 72V71H164ZM209 72V71H208ZM231 72V73H232ZM252 72H254V73H252ZM173 73H174V71H173ZM179 73V72H178ZM177 73V74H178ZM204 73V72H203ZM227 74V77H225L224 76V72H222L221 74V76H224L225 77V79L228 81V82H231V81H229L230 79H228V78H231V77H229L230 75H228L229 73L228 72H226ZM215 74H216V72H215ZM215 74H213V75H215ZM218 74V73H217ZM216 74V75H217ZM238 74V73H237ZM239 74V75H240ZM152 75H154V74H152ZM182 75V74H181ZM180 75V76H181ZM194 75V74H193ZM201 75H202V73H201ZM205 75V74H204ZM216 75L214 76V77H216ZM149 76V75H148ZM151 76V75H150ZM179 76V77H180ZM203 76V75H202ZM153 77V76H152ZM178 77V76H177ZM213 77V81H215V78ZM218 77H219V74H218ZM224 77L222 78V79H220V78H218V79H220V80H225L224 79ZM233 77V78H234ZM139 78V77H138ZM147 78V77H146ZM145 78V79H146ZM194 78V77H193ZM203 78V77H202ZM210 78H212V77H209V79ZM148 79V78H147ZM150 79V78H149ZM153 79V78H152ZM170 79V78H169ZM176 79V78H175ZM178 79V78H177ZM195 80H196V78H194ZM205 79H208V77L207 78H205ZM204 79V81L205 82H208V81H206ZM208 79V80H209ZM217 79V80H218ZM151 80V79H150ZM189 80H190V78H189ZM195 80H193L192 82H195ZM199 81H200V79H198ZM198 80H196V81H198ZM231 80H232V78H231ZM176 81V80H175ZM175 81H173L172 83H174ZM188 81V80H187ZM203 80H202V83L204 82ZM210 81V80H209ZM235 81V82H236ZM259 81V82H258ZM146 82H149V81H146ZM171 82V81H170ZM204 82V83H205ZM225 82V81H224ZM223 82V83H224ZM228 82H226V84H228ZM251 82H253L252 84H251ZM64 82L62 81V80H60L59 82H58V87H57V91H58V97L59 96H61L62 95V89H63V84ZM172 83H170L169 85H172L173 86V84ZM176 83V82H175ZM175 83H174V88H176V89H174V92L177 90V92H178V90H181L178 86L180 85V84H178V82H177V84H176V87H175ZM179 83H180V81H179ZM187 83V82H186ZM196 83V82H195ZM195 83H192V84H195ZM200 83V82H199ZM214 83V82H213ZM223 83H220V84H223ZM143 83H141L140 85H142ZM146 84L147 83H145V87H146ZM164 84H166V83H164ZM208 84H209V86H210V83L208 82ZM207 84V85H208ZM214 84H216V82L214 83ZM219 83L217 82V84L216 85H218ZM242 84V85H243ZM153 85H155V86H153ZM163 85V84H162ZM168 84H167V86H169ZM181 85H183V83L181 84ZM196 85H197V83H196ZM194 85L196 88H197V86L199 85ZM215 85V86H216ZM241 85V86H242ZM127 86V85H126ZM144 86L142 85L141 87H143L144 88ZM148 86H150V85H148ZM152 86L153 87H155L156 88V84H154V82H153V84H151V88H145V89H147V91L149 92L150 91V89L153 91L154 90V93L157 91V92H159L158 90H156V89H152ZM204 85H202V84H200V87H203ZM221 86V85H220ZM192 87H193V85H192ZM194 87V88H195ZM207 87V86H206ZM235 87V86H234ZM243 87H244V85H243ZM242 87V88H243ZM252 87H253V89H252ZM255 87V88H254ZM136 88V87H135ZM169 89H170V87H168ZM223 88H225L226 89V87H223ZM222 88V89H223ZM160 89H162V88H160ZM211 87H208L207 88V90L205 89L203 92H204V94H203V96L204 95H206L207 96V94H212L211 93ZM214 89V88H213ZM221 88H220V90H218L217 88H215V90L214 91H216L217 93H218V95H223V91H221L222 90ZM238 89V88H237ZM245 89V88H244ZM143 90V89H142ZM156 90V91H155ZM171 90H172V87H171ZM169 91V93L168 94H170V95H172L173 96V90L172 91ZM208 90L210 91V93L208 92ZM218 90V91H217ZM146 91V90H145ZM144 91V92H145ZM147 91H146V93H147ZM152 91H151V94L150 95H152ZM163 91V90H162ZM189 91H191V89L189 90ZM220 91V92H219ZM244 91V90H243ZM130 92V91H129ZM199 92V91H198ZM206 92V93H205ZM248 93H249V91H247ZM247 92L245 91V93L247 94ZM183 93H184V91H183ZM193 93V92H192ZM191 93V94H192ZM199 93H201V92H199ZM217 93H215V94H217ZM234 93H236V94H238L237 92H234V91H232V96L230 97V96H227V100H228V98L230 97V99L232 98V100H230V101H228V103H227V105H230V103L231 102H233V104L234 103H236L237 102V95L235 96L234 95ZM242 93L243 92H240V96L238 97V98H240L241 100H242V102L245 104V105H242V104H239V103H237L240 107L241 106H243L242 108H241V110H244V108H245V106L246 105H248L249 106V104L252 102V101H250V100H248L247 99V97H245V95H243L242 96ZM156 94L157 93H155V94H153V95H155L156 96ZM168 94H166L167 96H168ZM185 94V93H184ZM190 94V95H191ZM140 95V94H139ZM148 95H149V93H148ZM152 95V96H153ZM158 95H159V93H158ZM189 95V96H190ZM193 95H195L196 97L195 98H197V99H199L200 101L201 100H203L204 102H202V103H200V105L199 106H201L202 104L203 105H206V96L205 97H203L202 96V94H197V93H193L190 97L192 98V96ZM55 96V95H54ZM147 96V94L145 95V97H142V98H148V97H146ZM178 96V95H177ZM176 96V97H177ZM182 96H183V94H182ZM186 96L188 97V94H186ZM209 96V95H208ZM213 96H214V94H213ZM221 96H219V97H221ZM226 96V95H225ZM235 96V97H234ZM249 96V95H248ZM57 96H55L54 98L53 97H51L50 95H48L43 89L41 90V91H39L38 93L36 92V99H37V101H38V103L41 105V106H43V105H47L49 108L50 107H52L53 106V103L55 102L54 100H58L59 98H58ZM169 97V96H168ZM175 97V98H176ZM180 97H181V95H180ZM185 97V96H184ZM183 97V98H184ZM187 97H185L184 99H187ZM216 97H218V96H215V98H213V97H211L212 98V104H211V106L212 105H214V110H216V109H218V112L220 111L221 113L223 112L222 110H223V108H220V109H222V110H220L219 109V106L220 107H222V105L221 104H224L225 103V105H226V102H225V100H224V103H222L221 102V104H220V102L219 101H216L217 99H216ZM253 97H254V95H253ZM137 98V97H136ZM150 98V97H149ZM158 98H161V97H158ZM178 99H179V101H181L180 99H182V98H179V97H177ZM176 98V99H177ZM190 98V99H191ZM205 98V99H204ZM211 98H210V102H209V100H208V102H209V104L207 103V106H210V103H211ZM54 99V100H53ZM64 99V98H63ZM140 99V98H139ZM157 99V98H156ZM171 99H172V97H171ZM174 99V98H173ZM184 99H182L183 101H184ZM189 99V98H188ZM187 99V103L189 102V100ZM209 99V98H208ZM214 99H216V100H214ZM220 99H223V97L222 98H220ZM234 99L236 100V102L234 101ZM254 99V100H253ZM257 99H259V100H257ZM133 101H134V99H132ZM138 100V99H137ZM136 100V101H137ZM147 100V99H146ZM153 100V99H152ZM155 100V99H154ZM157 100H159V99H157ZM168 100V99H167ZM175 100V99H174ZM192 100H193V98H192ZM196 100V99H195ZM213 100H214V102H213ZM219 100V99H218ZM139 101H141V102H143L142 101V99H140ZM151 101V100H150ZM161 101H162V99H161ZM161 101L159 100V102L161 103ZM164 101H165V99H164ZM164 101H163V103H164ZM171 102L173 101V100H170ZM175 101H178V100H175ZM174 101V102H175ZM178 101V104L175 102V103H171V104H175V107L177 106V105H180V104H183L184 102L182 101V103L181 102H179ZM59 102V101H58ZM146 102V101H145ZM145 102H143V104L145 103ZM148 102V101H147ZM157 102V101H156ZM166 102H168L169 103V100L168 101H166ZM186 102V101H185ZM193 102H195L194 100L192 101V103ZM152 103V102H151ZM163 103H162V105H163ZM167 103V105L169 106V104ZM196 103V102H195ZM194 103V104H195ZM218 103H219V105H218ZM9 104V102H8V99H7V95L5 94V92L3 91L1 94H0V129L2 128V126H3V122L5 123V119H6V114H7V112H8V110H11L12 108H10V106L8 105ZM140 105L141 103H139V102H137V103H135V105ZM142 104V105H143ZM147 104V105H146ZM145 105L148 107V104L150 105V106H152L153 105V107H155L154 106V104L155 103H153L152 105L150 104V103H146ZM156 104H159V103H156ZM166 104V103H165ZM170 104V105H171ZM177 104V105H176ZM186 104V103H185ZM190 104V103H189ZM194 104H192V106L194 105ZM196 104H199V103H196ZM232 104V105H233ZM236 104V106H238ZM142 105H140V106H142ZM161 105V106H162ZM191 105V104H190ZM202 105V106H203ZM231 105V106H232ZM8 106V107H7ZM55 106H57L56 105V103H55ZM159 106H160V104H159ZM164 106V105H163ZM172 106V105H171ZM195 106V105H194ZM260 106H262V105H260ZM44 107V106H43ZM54 107V106H53ZM142 107H144V106H142ZM147 107H146V109H147ZM170 107V106H169ZM135 108V107H134ZM149 108V107H148ZM158 106L156 107V109L158 110ZM162 108V107H161ZM165 108H167V106L166 107H164V109ZM171 108H173V107H171ZM198 108V107H197ZM138 109H140V111H138L137 110V107H136V109H134V111L136 112V110H137V112H141L142 110H141V107L139 108V106H138ZM152 109H155V108H152ZM200 109L201 108H199V109H196V110H199L200 111ZM204 109H206V108H204ZM47 109H45V111H46ZM143 110H145V109H143ZM166 110V109H165ZM168 110H170V108H168ZM172 110V109H171ZM209 110V109H208ZM214 110H213V112H214ZM246 110V109H245ZM262 110V109H261ZM263 110H264V106H263ZM133 111V112H134ZM155 111V110H154ZM153 111V113H155ZM159 111V110H158ZM194 111V110H193ZM192 111V112H193ZM210 111V110H209ZM144 112V111H143ZM143 112H141L140 114L138 113V116H141V114H142V117L143 116H145L144 118H146L147 116H149L151 113H147L148 115L146 116V115H143ZM146 112V111H145ZM148 112V111H147ZM150 112V111H149ZM164 112V111H163ZM186 112V111H185ZM196 112V111H195ZM205 112H206V110H205ZM205 112H204V114H205ZM219 112V113H220ZM161 113V112H160ZM183 113H184V111H183ZM194 113V112H193ZM200 113H201V111H200ZM209 113H211V112H209ZM196 113H194V115H195ZM206 114H208V112L206 113ZM205 114V115H206ZM212 114V113H211ZM246 114V113H245ZM164 115H167L168 116V114H164ZM183 115V114H182ZM194 115H193V117H194ZM200 116H201V114H199ZM225 115V116H224ZM224 115H220V116H224V117H229V118H231L232 117V114H231V116H228V115H226V114H224ZM166 116V117H167ZM170 116V115H169ZM191 116V115H190ZM200 116H199V120H200ZM202 116H203V113H202ZM215 114H213V116H212V118L214 117L215 118ZM217 116H218V114H217ZM220 116H218V117H220ZM241 116V115H240ZM246 116V115H245ZM152 117H154V116H152ZM171 117H173V116H171ZM196 117V116H195ZM194 117V118H195ZM208 117V116H207ZM207 117H205V118H203L205 121H210V122H212L214 119H212L211 118V120H209L210 119V117H208L209 119H207ZM133 118V117H132ZM189 118V117H188ZM229 118H227V119H229ZM243 118H244V116H243ZM137 119L139 120V117H137L135 120L137 121ZM150 119V118H149ZM154 119V118H153ZM156 119V118H155ZM160 120L162 119V120H164V119H166V118H164L163 119V117H161V118H159ZM195 119H197V117L195 118ZM218 119V118H217ZM249 119V118H248ZM135 120H134V122H135ZM141 120V119H140ZM144 120V119H143ZM143 120H141V122L143 121ZM146 120H148V117L146 118ZM159 120V123L160 122H162V121H160ZM167 120V119H166ZM190 120V119H189ZM193 120V119H192ZM204 120H202L203 122H204ZM149 121V120H148ZM151 121V120H150ZM149 121V122H150ZM157 121H158V119H157ZM165 121V120H164ZM180 121H181V119H180ZM183 121V120H182ZM202 121H201V123H200V121L198 122V123H200L199 125H198V127H197V131L195 132V135L194 134H192L194 137H196V138H209V137H211V138H213V136H205V134H203L204 133V131H207V129H209L210 128V126H212V125H204V124H202ZM218 121V120H217ZM241 121V120H240ZM139 123V124H141V126H142V124L143 123ZM143 122H145V121H143ZM148 122V123H149ZM222 122V121H221ZM136 123V122H135ZM146 123H147V121H146ZM147 123V124H148ZM151 123H152V121H151ZM150 123V124H151ZM154 123H156V122H154ZM170 123H172L171 122V120H170ZM184 123H185V121H184ZM195 123H196V120H195ZM220 122H218V124H219ZM7 124V123H6ZM136 124H138V123H136ZM135 124V125H136ZM149 124V125H150ZM158 124V123H157ZM169 123H167V125H168ZM172 124H174V122L172 123ZM172 124H171V126H172ZM205 124H207V122L205 123ZM209 124H211V123H209ZM214 124V123H213ZM253 124V123H252ZM156 125V124H155ZM165 125V124H164ZM170 125V124H169ZM175 125V124H174ZM197 125V124H196ZM242 125V124H241ZM245 125V124H244ZM144 126V125H143ZM147 126V125H146ZM160 125L158 124V128H160L159 127ZM162 126V125H161ZM187 126V125H186ZM193 126H195V124H193ZM138 127H139V125H138ZM153 127H154V125H153ZM163 127V129H164V126H162ZM166 125H165V129H166ZM196 127V126H195ZM238 127V126H237ZM134 128L136 129L137 128V126L135 127L134 126ZM141 128H143V127H141ZM190 128H191V126H190ZM211 128H213V127H211ZM226 128V127H225ZM239 128H241V127H239ZM243 128V127H242ZM255 128H256V126H255ZM139 129H140V127H139ZM145 129H148V128H145ZM152 129V128H151ZM157 131L156 132H159L160 130L159 129H157V128H155ZM164 129V130H165ZM169 129H170V127H169ZM217 129V126H216V128H215V130ZM258 128H256V130H257ZM149 130H150V128H149ZM148 130V131H149ZM159 130V131H158ZM166 130H168V129H166ZM165 130V131H166ZM223 130V129H222ZM252 130V129H251ZM250 130V131H251ZM136 131H137V129H136ZM141 131V130H140ZM151 131V130H150ZM149 131V132H150ZM162 132H163V130H161ZM195 131V130H194ZM229 131V130H228ZM255 131V130H254ZM146 132V134H147V131H145ZM151 132H155V131H151ZM149 133V134H147V135H144L145 133H143V131L141 132V134H143L144 136H148V137H150L151 135H152V133ZM155 132V133H156ZM162 132H160V133H162ZM168 132H170V131H167L166 133H168ZM178 132V131H177ZM192 132V131H191ZM207 132H209V131H207ZM233 132V131H232ZM238 132V131H237ZM3 133V132H2ZM164 134H163V137H165V132H163ZM190 133V132H189ZM218 133V132H217ZM224 133V132H223ZM252 133V132H251ZM255 133V132H254ZM137 135H138V133H136ZM209 134H211L210 132H209ZM253 134V133H252ZM132 135V134H131ZM140 135V134H139ZM138 135V136H139ZM171 135H173V134H171ZM185 135V134H184ZM189 137H190V134H187ZM204 135V136H203ZM217 135V134H216ZM223 135V134H222ZM254 135V134H253ZM255 135H256V133H255ZM138 136H137V138L136 139H139L140 138V136H139V138H138ZM142 136V135H141ZM152 136H154V135H152ZM152 136L150 137L151 139H152ZM167 136H168V134H167ZM166 136V137H167ZM183 136V135H182ZM193 136H191L192 137V139L194 140V138H193ZM221 136V135H220ZM229 136V135H228ZM158 137H160V135L158 136ZM163 137H161L162 138V140L163 141H165L164 139H163ZM165 137V138H166ZM18 138V137H17ZM145 138V137H144ZM144 138H142V139H140V140H143ZM156 138V137H155ZM161 138H159V140L158 139H156L155 141H156V144H161L162 142H160V143H158L157 142V140L158 141H160V139ZM168 138H170V136L168 137ZM167 138V139H168ZM185 138H186V136H185ZM222 138V137H221ZM191 139V140H192ZM226 139H227V137H226ZM172 140V139H171ZM213 140H217V139H213ZM228 140V139H227ZM231 140V139H230ZM243 140V139H242ZM261 140V139H260ZM18 141H19V139L18 140H16V142H13V144H12V155L13 156H15L16 158H17V167H16V172L18 173V175L20 176V183L18 184V189H19V191H18V193H17V196L15 197V195H14V192L12 193L13 194V205H14V218H16V217H18V216H23V217H30V215H27L25 212H24V210H23V206H24V204H25V194H26V192H24L23 191V189L25 190H27L28 188H27V185H26V187L25 188H23L22 189V183H23V179H24V174H25V176L27 175V173L28 174H32L33 172H34V166L32 167H28L27 168V170H26V168H25V173H24V171L22 170L23 168V163H24V154L21 152V150H20V148H19V146H18ZM152 141V140H151ZM151 141H150V143H151ZM167 141V140H166ZM169 141V140H168ZM174 141V140H173ZM183 142H184V140H182ZM182 141H180V143H181V145H182ZM210 142H212V139L211 140H209ZM222 141V140H221ZM139 142V141H138ZM137 142V143H138ZM145 141H143L142 143H144ZM170 142V141H169ZM205 142H207V141H205ZM216 142V141H215ZM218 142H220V141H218ZM2 142L0 141V149L1 150H3L4 149V147L2 146V144H1ZM139 143H141V142H139ZM147 142H145V144H146ZM164 143V142H163ZM168 143V142H167ZM228 143V142H227ZM231 143H233V142H230V144ZM148 144V143H147ZM153 144L155 145V143L153 142ZM165 144V143H164ZM169 144V143H168ZM176 144V143H175ZM135 146H136V142H135V144H134ZM140 146H141V144H139ZM151 145H152V143H151ZM174 145V144H173ZM204 145H206V143L204 144ZM225 145V144H224ZM227 145V144H226ZM225 145V146H226ZM132 146V145H131ZM157 147H155V148H158V145H156ZM160 146V145H159ZM164 146V145H163ZM167 146V145H166ZM169 146V145H168ZM177 146H178V144H177ZM176 145H175V149L177 150L178 149V152L180 153V151H179V149L180 148H182V150H183V147H177ZM199 146V145H198ZM202 146V145H201ZM143 147V146H142ZM145 147V146H144ZM147 147V146H146ZM151 146H149V148H150ZM154 147H153V145H152V147L151 148H153L154 149ZM165 147V146H164ZM164 147H162L161 149H163ZM136 148V147H135ZM134 148V149H135ZM150 148V149H151ZM211 148V147H210ZM235 148V147H234ZM140 149V148H139ZM143 149V151H144V148H142ZM141 149V150H142ZM153 149H151V152L150 153H152V151H153ZM165 150H166V152H167V149H168V147H166V148H164ZM171 149V148H170ZM196 149V148H195ZM223 149H224V147H222V151H223ZM0 150V151H1ZM136 150H138V149H136ZM156 150H158V149H156ZM156 150H154V152L153 153H155V151ZM216 150V149H215ZM85 151V150H84ZM134 151V150H133ZM146 151H147V149H146ZM164 151V150H163ZM198 151V150H197ZM211 151V150H210ZM210 151H209V153H210ZM218 151V150H217ZM62 152V151H61ZM138 152V151H137ZM140 152V151H139ZM170 153H171V151H169ZM174 151H173V148H172V153H173ZM199 152V151H198ZM206 152V151H205ZM208 152V151H207ZM235 152V151H234ZM237 152V151H236ZM134 153V152H133ZM148 153V152H147ZM147 153H145V154H147ZM161 153V152H160ZM164 153V152H163ZM163 153H162V155H163ZM169 153V154H170ZM175 153H177L176 151L174 152V154ZM193 153H194V150H193ZM228 153V152H227ZM63 153H61V155H62ZM85 154H86V152H85ZM136 155H137V153H135ZM164 154H166V153H164ZM168 154V153H167ZM200 154V153H199ZM203 154V153H202ZM211 154V153H210ZM226 154V153H225ZM230 154H232V153H230ZM253 154V153H252ZM252 154H251V157H252ZM150 156H151V154H149ZM158 157H160V154L158 153ZM176 155V154H175ZM182 155V154H181ZM235 154H233V156H234ZM147 156V155H146ZM167 156H169L170 157V155H167ZM166 156V157H167ZM193 156V155H192ZM197 156H198V154H197ZM205 157H207V155H206V153H205V155H204ZM204 156H202L203 157V159L205 160H207V158H205ZM209 156V155H208ZM231 156V155H230ZM247 156V155H246ZM61 157V156H60ZM63 157L64 156H62V159L61 160H63ZM195 158H196V155L194 156ZM194 157H192V158H194ZM201 157V156H200ZM263 157V156H262ZM137 158V157H136ZM148 158V157H147ZM155 158V157H154ZM215 158H217V156L215 157ZM214 158V159H215ZM156 159V158H155ZM178 159V158H177ZM187 159V158H186ZM202 159V160H203ZM148 160V159H147ZM147 160H145V161H147ZM149 160H152V157H151V159H149ZM159 160V159H158ZM185 160V159H184ZM200 161H201V158L199 159ZM203 160V161H204ZM255 160V159H254ZM142 161V160H141ZM144 161V160H143ZM186 161V160H185ZM191 161L193 162L194 160H192L191 159ZM203 161H201V163L203 162ZM222 161H223V159H222ZM237 161V160H236ZM149 162V161H148ZM152 162V161H151ZM169 162V161H168ZM181 162V161H180ZM197 162H198V158H197ZM208 162H209V160H208ZM211 162V161H210ZM256 162V161H255ZM254 162V163H255ZM153 163V162H152ZM155 163H156V161H155ZM200 163V162H199ZM204 163V162H203ZM225 163V162H224ZM259 163V162H258ZM261 163H262V161H261ZM52 164V163H51ZM88 164V163H87ZM147 164V163H146ZM162 164V163H161ZM198 164V163H197ZM211 164V163H210ZM212 164H213V162H212ZM230 164L232 165V163L230 162ZM263 164V163H262ZM1 165H2V162H1V160H0V176H3L4 177V175H3V172H2V167H1ZM157 165V164H156ZM167 165V164H166ZM184 165V164H183ZM227 165V164H226ZM225 164H223L222 162H220L219 160H217V159H215L214 160V164H213V166L211 165V167H213V169L216 171V172H219V173H216V177H215V180L220 176V175H223L222 177H225L224 175L226 174V173H228L227 172V170L230 168V167H228V166H226ZM229 165V164H228ZM253 165V164H252ZM89 166V165H88ZM154 166V165H153ZM200 166V165H199ZM198 166V167H199ZM232 166H234V164L232 165ZM51 167H52V165H51ZM104 167V166H103ZM163 167V166H162ZM172 167V166H171ZM254 167V166H253ZM53 168V167H52ZM88 168V167H87ZM148 168V167H147ZM168 168H170V167H168ZM173 168V167H172ZM176 168V167H175ZM181 168V167H180ZM228 168V169H227ZM258 168V167H257ZM50 170H48V168H47V172H50L52 169L51 168H49ZM163 169H164V167H163ZM179 169V168H178ZM232 169H233V167H232ZM232 169L230 170V171H232ZM234 169H236L235 167H234ZM260 169H261V166H260ZM36 170V169H35ZM88 170L89 171H91V169H90V167L88 168ZM153 170V169H152ZM167 170H169V169H167ZM174 171L176 170V169H173ZM213 170V171H214ZM258 170V169H257ZM145 171H147V170H145ZM173 171V172H174ZM182 171H183V169H182ZM204 171V170H203ZM209 171V170H208ZM215 171H214V173H215ZM252 171V170H251ZM260 170H258V172H259ZM137 172V171H136ZM151 172V171H150ZM159 172V171H158ZM169 172V171H168ZM178 172V171H177ZM185 172V171H184ZM206 172V171H205ZM147 173H149V172H147ZM160 173H161V170H160ZM159 173V174H160ZM165 173V172H164ZM167 173V172H166ZM183 173V172H182ZM181 173V174H182ZM191 173V172H190ZM196 173V172H195ZM255 173V172H254ZM168 174V173H167ZM174 174H175V172H174ZM173 174V175H174ZM179 174H180V172H179ZM192 174H193V171H192ZM201 174V173H200ZM248 175H249V172L247 173ZM257 174V173H256ZM164 175V174H163ZM162 175V176H163ZM171 175V174H170ZM170 175H169V177H170ZM203 175H205L204 173H203ZM211 175V174H210ZM227 175V174H226ZM239 175V174H238ZM260 175V174H259ZM159 176V175H158ZM161 176V177H162ZM245 176V175H244ZM254 176V175H253ZM173 177V176H172ZM185 177V176H184ZM190 177V176H189ZM195 178H196V180H197V178H198V176L197 175H195L194 176ZM203 177V176H202ZM206 177V176H205ZM236 177V176H235ZM248 178H249V176H247ZM27 178V177H26ZM26 178H25V180H26ZM166 177L164 176V179H165ZM175 178V177H174ZM177 178H179L180 179V177H177ZM194 178V179H195ZM234 178V177H233ZM232 178V179H233ZM242 177H240V180H241V182H243V179H241ZM49 179V178H48ZM187 179V178H186ZM191 178H189V180H190ZM209 179H212L211 177L209 178ZM219 179V178H218ZM217 179V180H218ZM225 179H228V177L227 178H225ZM163 180V179H162ZM169 180H171V179H169ZM213 180V179H212ZM211 180V181H212ZM253 182H256L255 181V178L253 177ZM257 180V179H256ZM166 181V180H165ZM186 181V180H185ZM258 181V180H257ZM9 182V181H8ZM59 182V181H58ZM178 182V181H177ZM189 182V181H188ZM194 183H195V180L193 181ZM200 182V181H199ZM203 182V181H202ZM202 182H201V184H202ZM206 182H208V179H207V181ZM218 183H220L221 181H220V179L217 181ZM226 182V181H225ZM224 182V183H225ZM229 182H231V181H229ZM252 182V183H253ZM161 183V182H160ZM185 183H187V181L185 182ZM197 183V182H196ZM204 184H205V181L203 182ZM215 183V181H213V184ZM217 183V184H218ZM8 184V183H7ZM174 184V183H173ZM175 184H177V183H175ZM201 184H198V185H201ZM10 185H13L12 184V182L10 183ZM192 185H194V184H192ZM198 185H195V188L194 189H196V190H194L195 191V193H196V191H198ZM210 186L212 185V183L211 184H209ZM216 185V184H215ZM184 186V185H183ZM186 186H188L187 184H186ZM206 186V185H205ZM219 186V185H218ZM262 186V185H261ZM259 187V189L261 188L262 189V187ZM263 186H264V184H263ZM178 187V186H177ZM190 187H192L191 185H190ZM221 187V186H220ZM238 187V186H237ZM207 188H209V187H205V189L206 190H208ZM217 188V187H216ZM224 188V187H223ZM223 188H220V190L219 191H221V189H223ZM226 188V187H225ZM254 189H255V187H253ZM152 189L154 190V188L152 187ZM159 189V188H158ZM176 189V188H175ZM204 189V190H205ZM211 189V193H213V188H212V186H211V188H209V190ZM260 189V190H261ZM201 190V189H200ZM226 190V189H225ZM156 191V190H155ZM154 191V192H155ZM179 191V190H178ZM189 191V190H188ZM193 191V192H194ZM202 191V190H201ZM218 191V190H217ZM224 191V190H223ZM249 191H250V189H249ZM16 192H17V190H16ZM159 192V191H158ZM157 192V193H158ZM222 192V191H221ZM220 192V193H221ZM256 192V191H255ZM262 192H264V187H263V191ZM4 192H3V190H2V186H1V179H0V264H7V262H8V260H7V258H8V256H7V248H6V243H5V241H4V236H3V234H4V224H3V214H4V210H5V205H4V194H3ZM209 193V192H208ZM216 193V192H215ZM223 193V192H222ZM231 193V192H230ZM254 193V192H253ZM257 193V192H256ZM255 193V194H256ZM261 193V192H260ZM249 194V193H248ZM252 194V193H251ZM216 195V194H215ZM222 195V194H221ZM235 195V194H234ZM241 195V194H240ZM257 195V194H256ZM255 195V196H256ZM262 195V194H261ZM260 195V196H261ZM192 196V195H191ZM264 196V195H263ZM262 196V197H263ZM174 197V196H173ZM209 197V196H208ZM253 198H254V196H252ZM259 197V196H258ZM193 198V197H192ZM249 198V197H248ZM253 198H251L252 200H253ZM256 198V197H255ZM260 198V197H259ZM90 205H92V206H94L96 209H97V212H100V211H102L103 213H106L107 214V212H106V210H107V207H106V204H105V201H104V199H103V196L101 195V191H100V189H98V188H95L94 190H92V192H91V196H90ZM242 199V198H241ZM262 199V198H261ZM214 200V199H213ZM243 200V199H242ZM247 200V199H246ZM252 200L250 201V202H252ZM255 200V199H254ZM264 200V199H263ZM262 200V201H263ZM218 201V200H217ZM256 201V200H255ZM206 202V201H205ZM204 202V203H205ZM215 202V201H214ZM222 202V201H221ZM244 202H246V201H244L243 200V204H244ZM249 202V203H250ZM198 203V202H197ZM261 203H264V202H261ZM222 204V203H221ZM243 204H241L242 206H243ZM198 205V204H197ZM254 205V204H253ZM255 205H256V203H255ZM264 205V204H263ZM234 206V205H233ZM259 206H261V205H259ZM201 207H203V206H201ZM200 207V208H201ZM218 207V206H217ZM246 207H248V206H246ZM198 208V207H197ZM220 209L219 210H223L221 207H219ZM231 208H232V206H231ZM256 209H257V206L255 207ZM202 209V208H201ZM218 209V208H217ZM241 209H243V208H241ZM248 208H246V209H244V210H247ZM252 209V207H250V211H252L251 210ZM226 210H229V208L228 207H226ZM225 210V211H226ZM238 210H239V208H238ZM81 213H82V217H84V212H86V210L84 209V208H82L81 210ZM231 211V210H230ZM241 211V210H240ZM224 212V211H223ZM237 212V211H236ZM258 212V211H257ZM80 213V214H81ZM215 213V212H214ZM220 213V212H219ZM221 213H222V211H221ZM243 213H245V211L243 212ZM262 214H264V212H261ZM36 214V213H35ZM154 214V213H153ZM228 214H230V216H231V212H228ZM235 213H233V215H234ZM38 216H41V217H43L44 219H46V220H48L49 222H53V224H55V225H57V226H59L60 227V229H61V232L60 233H63V236H64V247H63V249L67 252V246H68V242H69V233H68V228H67V224H66V221L62 218V217H58V216H56V215H54L53 213H43V212H40V214H37ZM219 215H221V214H219ZM31 216H33L34 217V214L33 215H31ZM229 216V217H230ZM157 217V216H156ZM219 217V216H218ZM217 217V218H218ZM234 217H235V215H234ZM196 218V217H195ZM200 218V217H199ZM224 218V217H223ZM231 218V217H230ZM229 218V219H230ZM239 218V217H238ZM237 218V219H238ZM83 218H81L80 219V222H79V224L80 225H83V224H81V222H83L84 220H82ZM220 219V218H219ZM252 219V218H251ZM194 220V219H193ZM197 220V219H196ZM207 220V219H206ZM236 220V219H235ZM47 221V222H48ZM200 220H198L197 221V223L199 222ZM203 221V220H202ZM208 221V220H207ZM220 221H221V219H220ZM240 221V220H239ZM252 221V220H251ZM254 221V220H253ZM16 220H15V230H16V236H17V229H16ZM227 222V221H226ZM230 222V221H229ZM233 222H235L234 220H233ZM250 222V221H249ZM193 223H195V222H193ZM192 223V224H193ZM248 223V222H247ZM212 224V223H211ZM210 224V225H211ZM196 225V224H195ZM199 225V224H198ZM207 225V224H206ZM209 225V226H210ZM230 225V224H229ZM193 226V225H192ZM225 226V225H224ZM240 226V225H239ZM197 227V226H196ZM213 227V226H212ZM215 227V226H214ZM213 227V228H214ZM217 227H218V225H217ZM220 227H222V226H220ZM229 227V226H228ZM234 227V226H233ZM193 228V227H192ZM213 228H212V230H213ZM224 228H227L226 226L224 227ZM216 229V227L214 228V230ZM192 230V229H191ZM204 230V229H203ZM205 230H207L206 228H205ZM211 230V229H210ZM193 231V230H192ZM198 231V230H197ZM194 233H195V231H194ZM198 233V232H197ZM201 233H202V231H201ZM260 233V232H259ZM258 233V234H259ZM196 234V233H195ZM199 235H200V233H199ZM195 237H196V235H195ZM260 237H262V236H260ZM264 243V242H263ZM17 245H18V251H19V256H20V264H24V255H22V252L20 251V246H19V243H18V238H17ZM207 245V244H206ZM224 246V245H223ZM69 250V249H68ZM213 250V249H212ZM196 251V250H195ZM195 253V252H194ZM213 254V253H212ZM219 254V253H218ZM193 255H195V254H193ZM189 256V255H188ZM213 255H211V257H212ZM232 256V255H231ZM69 257V256H68ZM195 258V257H194ZM197 258H199L198 256H197ZM245 258V257H244ZM22 259H23V261H22ZM213 259V258H212ZM199 260H202V258L201 259H199ZM216 263V262H215Z\"/></svg>", "mask_w": 264, "mask_h": 264}, {"label": "flooded vegetation", "instance_id": "obj_3", "mask_svg": "<svg viewBox=\"0 0 264 264\" xmlns=\"http://www.w3.org/2000/svg\"><path fill=\"white\" fill-rule=\"evenodd\" d=\"M1 85V83H0ZM12 109L6 114L5 123L3 122V127L0 129V141L2 142V146L4 147V150L0 151V160L2 162V172L4 175H6L7 181H9V186L12 191L14 192L15 197L17 196V193L19 191L18 184L20 183V178L18 173L16 172L17 162L14 157H11L10 154L12 152V138L14 137L16 133L17 124L20 125L22 132L24 131L26 134V140L28 143H31L33 145H37V140L35 135V132L32 128V123L30 120H26V123L20 119V115L18 114L17 110L13 107ZM7 123V124H6ZM17 123V124H16ZM3 132V133H2ZM41 149H42V145ZM29 151H31L29 149ZM36 148L33 147V155L29 159H25L23 163V171L25 173V168L27 170V165L33 164L34 173L31 175L24 174V179L22 183V189L26 187L27 190L23 189L25 194V204L23 207V210L30 213H40L41 211L48 210L51 213H57L58 205L50 204L49 195L52 193L55 195L57 192V185H52L51 182V174L50 172L45 173V168H48L49 166L45 163L44 154L40 153L39 155L35 154ZM13 156V155H12ZM36 169V170H35ZM7 172L10 173V180L8 179ZM8 177V178H7ZM27 177V178H26ZM26 178V180H25ZM49 178V179H48ZM12 182L13 185H10ZM58 188L61 192L63 191V186L61 181L58 183ZM17 190V192H16ZM102 192L106 198L107 203L110 206V209L113 211V218L115 223V232L118 234L119 239L128 242L130 237V229L126 224L123 223V216L120 215L119 207L115 204L114 196L113 194L107 189V185L104 182ZM33 193H40V200L37 203L31 204L29 211L26 210L27 205V197L30 194ZM56 201V200H55ZM55 213V214H56ZM63 219L66 221L68 233H69V244L67 246L68 256L65 257L67 259L68 264H135L133 253L130 251L124 252L123 254L120 253L119 247H117L116 244L112 242V230L108 229V238L110 241V247L106 243H104V237H105V223L103 222L102 217L100 216L99 223L96 221H91L88 223L89 229H93L95 232L99 234V239H97L96 245L92 247V239L87 234L86 239L83 241L81 237L79 236V232L77 231L75 234L71 232V226L69 225V221L67 218L64 217V215L60 212ZM18 223L20 225L26 226V224H32V220H30L28 217L24 218L22 216H18ZM24 222V223H23ZM22 228H24L22 226ZM17 229V238L18 243L20 246V251H24L26 249V246L23 247V244H21V239L18 236V233L21 231H18ZM23 231V230H22ZM90 234V233H89ZM101 235V239H100ZM29 239V237H27ZM27 238L26 243H27ZM100 240V241H99ZM63 242V240H62ZM28 248L30 247V244H26ZM69 249V250H68ZM107 249L108 252L107 253ZM64 254V253H63Z\"/></svg>", "mask_w": 264, "mask_h": 264}, {"label": "water", "instance_id": "obj_4", "mask_svg": "<svg viewBox=\"0 0 264 264\" xmlns=\"http://www.w3.org/2000/svg\"><path fill=\"white\" fill-rule=\"evenodd\" d=\"M82 152H83V159L86 168L90 167L91 169V171H89L87 168V171L89 174L90 182L92 184V190H94L95 188H98L97 184H101L103 182L104 170H103L102 159L99 149L95 144L92 143L91 137H88L84 141V146H82ZM0 179H1L2 190L4 192L3 194H4L5 210L2 221L4 224L3 236H4V241L6 243L7 256H8L7 264H20V256L18 251L17 236L15 230L13 198L3 176H0ZM80 209H82V207Z\"/></svg>", "mask_w": 264, "mask_h": 264}]
</instances>
